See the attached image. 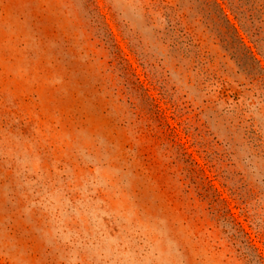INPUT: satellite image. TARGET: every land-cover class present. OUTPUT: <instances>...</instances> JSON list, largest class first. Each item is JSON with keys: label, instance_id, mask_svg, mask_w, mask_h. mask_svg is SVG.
<instances>
[{"label": "rangeland", "instance_id": "obj_1", "mask_svg": "<svg viewBox=\"0 0 264 264\" xmlns=\"http://www.w3.org/2000/svg\"><path fill=\"white\" fill-rule=\"evenodd\" d=\"M0 264H264V0H0Z\"/></svg>", "mask_w": 264, "mask_h": 264}]
</instances>
